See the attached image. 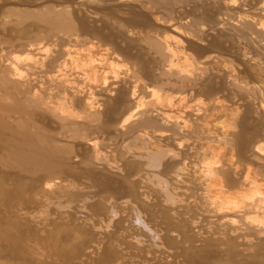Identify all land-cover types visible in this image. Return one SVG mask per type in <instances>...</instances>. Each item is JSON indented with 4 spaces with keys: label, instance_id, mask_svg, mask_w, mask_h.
<instances>
[{
    "label": "rangeland",
    "instance_id": "374dc122",
    "mask_svg": "<svg viewBox=\"0 0 264 264\" xmlns=\"http://www.w3.org/2000/svg\"><path fill=\"white\" fill-rule=\"evenodd\" d=\"M136 1L140 4V7H138L139 4H136L137 3ZM212 1L213 0H210L208 2L202 1V0H192V2L194 3L190 2V5L188 4L189 2L186 5L184 3H181L185 5V7L178 2L177 4L179 6H177V4L174 3V6H176V8L173 7V9L175 8V10H171V8L167 10L166 7H165L166 10H165V8L162 5L160 4L154 5L155 3L150 0L148 1L140 0V2L139 0H132V1L131 0H100V1L99 0H50V1L49 0H2V1L0 0V25H1L0 33L2 35L5 33L3 36L7 41L11 40V42H9L8 45L6 44L7 46L5 45L7 48L3 51H0V73L1 71L7 72L8 70V72H13V70H16L17 72H32V75H33L35 72V77L34 76L33 77L36 79L37 84L39 86L48 87L50 85L49 88L51 89L53 88V90H56L57 88V92L61 93L60 96L62 95V91L65 92L64 94L66 98H70L73 94H76L77 96H76L75 101H81V98L83 97L82 100L86 102L88 101L90 105L93 103L91 106H93L95 103L94 107H92L91 110H93L94 108L95 111L93 110L92 112L95 114L97 113L96 118H92L90 116L91 118L89 119L88 118L89 112L87 111L88 108L86 110L85 107H83L82 103L80 104L77 103L75 107L73 106L70 109L71 112L68 109L66 110L61 109L67 112V114H65V112H61V110L57 108L60 105L56 107L57 102H50L52 106L56 107L58 111L63 113V114H60V112L57 111L59 115H63V116L66 115L65 120L67 116L68 117L71 116L69 117L71 121L67 119L69 122H72V124L74 123V125L71 124L72 125L71 127L75 128L78 125L82 126L83 129H81L79 133L80 134L79 136L81 137L79 139L77 138L76 140L73 137V135H75L74 129L68 131L64 129V127H62L61 124L54 123V122H47L42 117H39L40 119L36 120V122L38 123H34L36 128L42 130L40 131V134L47 135L49 133L48 134L49 136L52 135L51 137L56 139L57 148H61L63 144H66V145L68 144L71 148L70 150L71 153L69 152L67 157H70L68 161L72 160L71 162H68L69 165L74 169L76 168V170L78 168H79L78 170L81 169L82 173L85 171L84 174H82L79 171L80 173L79 172L77 173L79 177L77 176V174L71 175L67 173H66L67 176L66 174L64 176V174H60V173H56V175H54L55 177H57L56 180L59 181V184L57 185V187L62 185V187L60 188L61 189L63 188L62 189L63 194L58 192L57 189H55L56 186H48L49 188H46L44 191L45 184L48 182L49 178L48 177L43 178L42 179L43 182L41 180V183L39 184V186L36 187L39 190L41 187L40 192L44 191L43 194L41 193V197L39 193L37 195L40 198H42V201H40L41 200L40 198L37 199L36 201H33V200L28 201V202H32L30 203L31 204L30 207L27 201L24 204V206L28 205L29 210H28V207L26 206L24 207V208H27L28 211H31L32 209V214L34 215V218H33V222H31V227L34 229V231H32L31 233V231H28L26 229L25 231L26 233L28 232V234H24L23 239L25 241H29L28 243L30 244H36L37 247L39 246L38 247V250L40 252L39 255L40 254L41 255L40 256L38 255V257L41 259V261L43 262L46 261L45 263H48L49 261H53V263L49 262L50 264H76V263L79 264V261H80V264H222V263L223 264H244V263L245 264L246 263L247 264H264V232L259 231V229L261 228L264 229V224H263L264 216L259 215V217H257L256 219V214L253 211L248 212L247 208L242 209L243 207H240V209L238 208L239 210L237 209L238 211H236L232 209L231 205H229L230 209L228 206L225 205L226 199L228 200L234 197V192L237 191L236 189L240 191L242 188L243 189L246 188L245 183H246L247 177L248 179L251 177L250 179H254L256 181L257 179H260L259 182L258 181L257 182L258 183L262 182L264 185V174H263L264 171L260 169L259 167V165L261 163L263 164L264 162V156H263V153H261L259 150L256 151L257 150L256 147L258 145L264 144V108L261 109L260 107L261 106L260 104L264 103L263 101L264 99V93H263L264 92V77H263L264 76V72H263L264 71V54L262 53V51H260V47L264 46V38H263L264 36L263 35L260 36L261 34H257V32L253 30H248V31L247 30H239V31L237 30V31H232V33L227 32L225 30V28L228 29L227 27L229 26L228 24L230 22L234 23L236 21L234 19H235L237 12H240L242 14H247V15H250V14L252 15L256 11L259 12L260 11L259 6H261L263 0H230L233 3V6L235 5L233 9H225L223 6H220L221 4H219L217 0H214L213 1L214 3ZM133 2H135V4ZM141 3H143L144 5L148 7L146 8V10L148 11L146 10L144 11L145 8L142 9ZM159 6H162L163 8L161 7L159 8ZM48 11H51L52 13L54 12L53 13L54 15L66 16L68 19H70V21L72 20L73 26L71 27V29L70 30L64 29L65 32L63 30V32L56 34V36L55 34L54 35L50 34L48 31L49 28L46 22L38 18L39 15H43L47 13ZM205 11H207L208 13ZM190 12L191 14H189ZM97 14H98V17H97ZM149 16L150 17L156 16L159 19L157 20V22L159 21V24L155 22L152 23V20L149 18ZM109 17L114 18V20ZM107 19H109L110 21H106ZM123 19L125 22L123 21ZM140 20H142L141 21L142 23L140 22ZM130 21H132L133 24ZM124 23H127V24H124ZM168 23L169 24L171 23V25L175 24L176 30H177L176 34L173 33L172 26L171 27L169 26L170 28L168 27ZM190 23H192V25L194 24L198 26L197 28L199 29L191 28L189 26ZM218 23L219 24L224 23V30L217 28ZM97 27H100V28H97ZM179 27H181V29ZM188 27L190 28V30ZM201 27L202 28L204 27V29H202ZM46 28H48V30ZM120 28L122 29L120 30ZM133 28L135 29L133 30ZM200 29H202L203 31L202 30L200 31ZM119 31L121 32L118 33ZM192 31H195V33ZM199 31L203 33H199ZM111 32L114 35L109 38L111 39L115 36V38H113L115 41L113 39L110 40L108 38V36L112 35ZM62 33H65V34H62ZM193 33L197 35L194 36ZM77 34H79V36H77ZM143 34L144 36H146V38L153 37L152 39L153 40L156 39L154 40L156 42H159V40L160 41L164 40L166 42H170V41L173 42L172 38L177 39L178 41L180 40L179 46L177 47L173 46L172 43H170V49L172 50V53L175 56L173 55L172 58L171 56L169 57L173 59L174 62L176 60L177 64L182 63V61L186 62L185 64H187V67L189 68V71L187 69L189 73L185 71L186 75L187 73L190 75L192 72L193 73L195 72L196 74L192 73L191 74L192 76L187 75V77L189 78L185 77V79H183L182 78L183 76H178L175 74L165 72L164 71V66L166 64L165 62L168 63L170 61V58L169 60H168V57L167 59H165L164 57V59L162 60L160 59V57L158 58V56L155 55L154 53V49L151 48L152 46L149 44V41L146 40L145 42V38ZM105 35L106 36L108 35L107 38L105 37ZM5 36H7V38ZM75 36L78 38L77 40ZM259 39H262V41ZM219 43H220V46H219ZM10 44H13L14 46L10 47ZM18 44H19V47H18ZM27 44L29 48L26 47ZM30 44H33L35 47H33V50L31 51H27L26 48L31 49ZM194 44H197V45H194ZM196 47L198 48V50H196L197 49ZM0 48H1V45H0ZM6 50L9 52H7ZM211 56L212 58L218 57V59L216 58L214 59L218 60L219 62L218 61L212 62ZM85 58L86 59L88 58L87 59L88 61H86ZM178 58L181 60H178ZM82 59L85 61L82 62ZM214 59L213 61H216ZM193 61H194V65L192 64ZM49 62L53 63V65L50 67H48ZM198 63H199V66H198ZM44 65H47L46 68H44L45 67ZM91 69H94V70H91ZM86 71L87 72H91V71L97 72L98 77L95 78L96 82H99L100 79L105 78L106 81H108V83L110 84L107 90H103V91L100 90L99 87H97V83L94 82V78L91 79L93 76L91 78H88L86 77V75L81 74V73L84 74V72ZM47 72H57L58 74L56 73V75L58 76H56L57 77L55 78L56 80L55 79H54L55 81L49 80L48 78L49 74ZM99 72L100 73L103 72V73L99 74ZM36 74H37V78H36ZM76 76L78 78H76ZM40 77H41V80H40ZM43 78L45 81H43ZM59 79L60 80L62 79V81H60ZM65 79L67 82L65 81ZM84 79H87V80H84ZM97 79H99V81ZM55 82H56L57 87L55 86ZM76 82H78V84ZM164 83L166 85H164ZM73 84H75L74 88L72 87ZM208 85L212 86L214 89L212 87L210 89V86ZM76 87L78 88L75 90ZM63 88H66L67 91L66 89L64 90ZM71 89L73 90L71 91ZM207 89H209L210 91L209 90L207 91ZM74 90L75 91L80 90L81 94L80 92L75 93ZM152 90L155 91L156 93L155 96L151 94ZM129 91L130 93L134 91V93L132 92L130 95ZM132 95L135 99L131 98ZM117 97L121 98L120 102L122 104H120L119 102L120 109L118 108L119 110L115 113L116 115L114 114L109 121V119H106L103 114H105L106 109L111 107V105L114 103ZM155 97H161L160 98L161 102L156 103L154 100H152ZM163 97L169 98V99L171 98L170 100H173L172 102H174V104L172 105L171 108L167 106H164V108H162L163 102L165 105V101H163L164 100ZM180 98L182 99V101L178 102V99ZM7 101H9V96H6L0 93V102H7ZM151 104L153 105V107L154 106L155 107L153 108ZM160 104L162 107H159V108L166 109L169 115L171 113L170 119L172 121H175V123L177 119L180 122L182 119L184 122L186 120L193 119L195 123L200 125L198 130H196V132L199 131L197 132V134H195L197 135V137L194 136L196 138L193 139V137H191L192 139L191 138L188 139L187 136H184V137L182 135L174 136V135H171L172 134L171 131L167 130V131H164L165 132L164 138L166 139L163 138L162 140H160L161 141L160 142L156 138L154 139L157 133V132L155 133V131H157L158 128L160 129L164 128L165 126L157 124L155 127H149V129H147L148 127L139 126L136 129V131L133 133L126 131L127 127H124L126 130L123 127H121L122 126L121 122H123V119H125V116H127V113H129L131 110L138 111L137 113L138 116L137 114L136 116L138 117L139 120L140 119L142 120V118L146 116V112L148 110H151L152 114L154 112L153 115L157 116L156 114H157V110L159 109L158 106ZM213 105L215 107H213ZM180 108L183 110H181ZM205 109L206 110L208 109L209 111L208 110L206 111ZM142 111L145 112L144 115L142 114L143 113ZM172 111H173V114H172ZM205 112L208 115H206ZM69 113H71L74 116L70 115ZM191 113H194V114H191ZM99 114L100 116L98 117ZM175 115L177 116L176 119L174 118ZM191 115H194V116H191ZM179 116L183 118L181 119V117ZM197 116H200V117H198V119L195 120L194 118L195 117L197 118ZM204 116L205 118H203ZM84 118L86 120H84ZM208 119H210V121ZM198 120L200 121L198 122ZM106 121H109V122H106ZM183 121L180 123V125H183ZM127 122L125 123L127 124ZM242 122L243 124H246L247 126L251 128L254 127L256 131L253 132L252 134L251 133L247 134L243 132L242 131L243 129L241 127L239 128V125ZM168 124L166 125V127L168 126V128H170L172 123L168 122ZM99 129L103 131L104 133L101 132ZM145 129L148 131H146ZM143 130L146 132V134ZM228 130L230 131V133ZM46 131L48 133H46ZM86 132L88 136L86 135ZM224 132H226V134L227 133L230 134V135L228 134V138L230 136H231L230 138H232V143H230L231 145L229 143H225L227 140L223 142L224 138L222 137V135ZM143 135H144V138L145 139L147 138L148 140V141L146 140L147 143L145 144L143 143L140 137V136L143 137ZM145 135L147 137H145ZM87 139L88 140L90 139V140L88 141ZM152 141L155 142L156 146L157 145L160 147L162 146L163 148L155 147ZM87 142L91 143L92 147L96 151L93 152L91 148H89L86 145ZM180 142H182V144ZM233 142H236L235 146H233L234 145ZM131 144L134 147L129 146ZM130 147H132V149ZM150 147H154L156 149L160 148L158 151L160 154H162L160 156L163 157V161H162V158L159 157V160H157L158 161V164H157L156 163L157 161L153 162L149 160L148 157H146L145 153L147 150L151 152L153 151V149H150ZM143 148L145 149V151ZM239 148L241 149L243 153L239 150ZM245 148L247 149V151H245L246 150ZM161 149L164 154L162 153ZM87 151L89 152V155ZM92 153L97 154L98 158L100 156L101 158L99 159L101 160H99L97 163H94V164L92 163L91 166L88 167L89 169L84 168L83 162L86 159H90ZM255 153L257 154V156L255 155ZM258 153L259 155H262L263 158L262 156H260L261 157L260 158ZM213 155L215 156L213 157ZM241 155H243L244 157ZM211 158L213 159L211 160ZM261 159H263L262 160L263 162L259 161ZM7 160L3 161L2 165L0 166V169H2L0 171L1 173L0 174V189L3 190L4 189L3 187L6 185L4 190L6 191L7 189L9 191H12L14 189H17V187L20 188L21 186H23L22 184L24 183L22 180H20V178L17 177V173L21 169L16 168V167L11 168L13 160L12 159L11 160L7 159ZM214 160L215 161L219 160V163H216L218 167H221L222 163H225L222 166L224 165L231 166L229 168L231 169V171L233 170V173H232L233 179L235 181L238 180L236 181V188L231 189L233 191L231 190L227 191L229 189L224 186L222 187V190H223L222 193H220L219 190H216L218 189V187L217 188L213 186L208 187L211 184H213V181H211V184L208 185L207 184L209 182L207 180L208 178L202 175L203 174L202 171H199V173L196 172V170H200V168L202 169L205 168L206 161L210 162ZM1 161L2 160H0V162ZM198 161H199L200 167H199ZM229 162L232 164H230ZM104 163H106L107 165ZM214 164L213 166L212 165L211 166L214 167L215 166ZM109 165L111 167L107 168ZM194 165H196L197 167ZM92 166L95 168H92ZM194 168H197V169L193 170ZM107 169H109L110 171ZM253 170L256 173H254ZM3 174L7 178L9 176L8 180L10 179L13 180L15 177L16 181L14 180V182H12L13 185L10 182V185L14 186V188L9 185V182H7L8 183L7 184L6 182L1 181ZM91 175L95 177L93 178ZM87 177L88 179H90V177L92 179H90L89 181L87 179H84ZM125 177L127 178L124 179ZM4 178L5 177H3V180L6 181V178L5 179ZM119 178L124 180V182L121 181V179ZM116 179H119V181H117ZM91 180L93 181L91 182ZM128 180L131 181L130 182L131 184L129 183ZM1 182L3 184H1ZM106 182L114 183L113 186L117 185V188L118 186L119 187L121 186L120 187L121 190L120 189H119L120 191L116 190L117 192L115 190L111 191V189H108V187L106 188V186L104 185V183ZM121 182H123L125 185ZM16 183L17 184L20 183L21 185L18 184L19 185L18 186ZM94 183L95 185L96 183L98 185L95 186ZM128 184L131 186V188L128 187L129 186ZM9 188H13V189H9ZM36 188H33V189H36ZM38 189H37V192H39ZM101 189H103V191ZM123 189H125V191ZM25 190L27 189H24L22 191H25ZM91 190L93 191L91 192ZM113 191H115V193H118V194H115ZM135 191L137 192L135 193ZM226 191L230 192L229 194H231L232 192L230 197L228 196L229 194L227 195L229 198L225 195L227 194ZM25 192L21 193L22 196L27 197L28 192H29L28 197L32 196L30 195V193L31 194L37 193L36 190H34L33 192L32 189H30L28 192L27 191ZM55 192L58 194L57 196L55 195ZM218 192L220 193V196ZM110 193L112 195H110ZM124 193L126 194V196L124 195ZM113 194H115L116 196ZM120 194H122V197L119 196ZM114 196L117 197V199L113 198ZM221 196L223 198L224 196H226L227 198L225 197L223 200L221 199L222 198ZM222 200L225 203H223ZM238 202L240 203V200H238ZM217 203L220 204L219 207ZM13 204H14L13 206L14 213L19 214L21 211H18L17 209L23 208L22 206L23 203L16 202V204L18 205H16L15 203ZM35 205L37 206L38 209L36 208ZM32 206L35 207L37 210H35ZM221 206H225V207H221ZM239 206H241V204H239ZM66 207L69 210H66ZM15 210H17L18 212ZM98 211L101 212V214H98L99 213ZM243 211L245 213H243ZM45 215H47L48 217ZM37 216H38V219H37ZM43 218L47 220L45 221V219ZM251 219H253V221ZM43 220L46 223L43 222ZM36 221H38L37 224H36ZM52 221L53 223L54 222L55 223L54 224L51 223ZM254 221H256L255 222L256 225L253 226V224H250V223H254ZM23 223L25 224V226L27 225V222L23 221ZM48 223H51V224H48ZM69 223H71L70 225L71 229L68 226ZM244 223L246 225H242ZM41 224L42 226H44V228H41L42 227ZM58 224H60L64 228H61V231H59V233L57 234L58 231L56 232V229L53 230V228L54 227L56 228ZM259 224L262 226H260ZM49 226H52V228ZM74 227L75 228L77 227V228L74 229ZM251 228L252 229L254 228L255 229V230L253 229L254 231H256V229L258 230L257 232L254 233ZM47 229H48V232L52 231L51 234L52 235L54 234V235L53 236L49 235L50 233L48 232L45 233V230ZM49 229L51 231H49ZM53 231H55L56 233L55 232L53 233ZM258 231L260 233H258ZM37 232L39 234H37ZM31 235H33L34 238ZM43 236L44 237L48 236V238L46 237L47 245H46V241L44 240ZM41 238H43L44 241ZM51 238L54 240L53 242L51 241L52 240ZM48 240L51 242V244H53L56 241L58 243L59 249L52 250V248H50L52 246L51 244L48 247V244H49ZM137 241L139 242L137 243ZM37 242L42 244V247L43 245H45L44 246L45 248L42 249L41 245L39 243L37 244ZM72 245L76 247L77 249H74ZM65 248H68L67 249L68 251ZM62 251L64 253L61 255ZM66 253L68 254L65 255ZM69 253L71 254V256ZM53 254L57 255L55 256L57 257V259L53 256ZM74 254L76 256H74ZM78 255H81V256H78ZM52 257L54 258L50 260V258ZM77 257H79L80 259L79 258L77 259ZM203 257L209 259L210 261L203 260L204 259ZM73 258L79 261L77 262ZM257 258L260 260H257ZM5 259L0 262L3 264H14L11 258H10L11 260L7 258ZM198 260H201V261H198ZM20 263L27 264L28 262L23 260V261H20Z\"/></svg>",
    "mask_w": 264,
    "mask_h": 264
},
{
    "label": "bare ground",
    "instance_id": "6f19581e",
    "mask_svg": "<svg viewBox=\"0 0 264 264\" xmlns=\"http://www.w3.org/2000/svg\"><path fill=\"white\" fill-rule=\"evenodd\" d=\"M2 1V0H1ZM50 1V0H49ZM100 1V0H99ZM132 1V0H131ZM146 1H148V0H146ZM150 1H152V2H154L155 4L154 5H162L164 8L166 7L167 8V10H169V8H171V10H175V8H176V6H174V3H184L185 5L188 3L189 5H190V2L191 3H194V2H192V0H150ZM202 1H210V0H202ZM214 1V0H213ZM212 1V2H213ZM137 2V1H136ZM139 2H140V0H139ZM217 2H219V4H221L220 6H223L225 9H233V7H235V5L233 6V3L230 1V0H217ZM42 3V2H41ZM104 3V2H103ZM119 3V2H118ZM134 4H135V2H133ZM148 3V2H147ZM201 3V2H200ZM205 3V2H204ZM214 3V2H213ZM216 3V2H215ZM2 4V3H1ZM136 4H139L138 2L136 3ZM142 5H141V7H142V9H144V11L146 10V8H148L146 5H144L143 3H141ZM208 4V3H207ZM217 4V3H216ZM3 5V4H2ZM119 5V4H118ZM181 5H183V4H181ZM180 5V6H181ZM185 5H183L184 7H185ZM192 5V4H191ZM194 5V4H193ZM198 5H199V3H198ZM28 6V5H27ZM108 6V5H107ZM162 6H159V8L161 7V8H163ZM177 6H179L178 4H177ZM5 7V6H4ZM11 7V6H10ZM138 7H140V4L138 5ZM151 7V6H150ZM173 7H175L174 9H173ZM191 7V6H190ZM260 7V11L258 12V11H256V12H254L252 15L250 14V15H247V14H242V13H240V12H237L236 13V16H235V19L234 20H236L234 23H229L228 25V29H226L225 28V30L227 31V32H230V33H232V31H239V30H253V31H255V32H257V34H261L260 36H264V0H263V2H262V4H261V6H259ZM12 8V7H11ZM18 8V7H17ZM29 8V7H28ZM108 8V7H107ZM166 8H165V10H166ZM2 9H3V7H2ZM32 9V8H31ZM181 9V8H180ZM222 9V8H221ZM259 9V8H258ZM257 9V10H258ZM170 10V11H171ZM248 10V9H247ZM55 11V10H54ZM65 11V10H64ZM94 11V10H93ZM135 11V10H134ZM146 11H148V10H146ZM157 11V10H156ZM170 11H169V13H170ZM204 11V10H203ZM203 11H202V13H203ZM226 11V10H225ZM237 11V10H236ZM23 12V11H22ZM26 12V11H25ZM172 12V11H171ZM205 12H207V11H205ZM54 13V12H53ZM51 11H48L47 13H45V14H43V15H39L38 16V18L40 19V20H42V21H44V22H46V24H47V26H48V28H49V30H48V28H46L48 31H49V33L50 34H55V36H56V34H58V33H61V32H63V30L64 29H71V27L73 26V24H72V20L70 21V19H68L66 16H61V15H54ZM167 13V12H166ZM165 13V14H166ZM188 13V12H187ZM208 13V12H207ZM96 14V13H95ZM105 14V13H104ZM132 14V13H131ZM143 14H145V13H143ZM150 14V13H149ZM189 14H191V12L189 13ZM16 15V14H15ZM19 15V14H18ZM21 15V14H20ZM188 15V14H187ZM205 15V14H204ZM126 16V15H125ZM141 16V15H140ZM145 16V15H144ZM159 16V15H158ZM178 16V15H177ZM202 16V15H201ZM232 16V15H231ZM35 17V16H34ZM97 17H98V14H97ZM111 17H112V15H111ZM111 17H109V18H111ZM165 17V16H164ZM37 18V19H38ZM108 18V17H107ZM149 18L152 20V23L153 22H155V23H158L159 24V21L157 22V20H159L156 16H149ZM206 18H208V17H206ZM231 18H233V17H231ZM111 19H113L114 20V18H111ZM130 19V18H129ZM196 19V18H195ZM203 19V18H202ZM82 20V19H81ZM150 20V21H151ZM171 20V19H170ZM106 21H110L109 19H107ZM115 21H116V19H115ZM119 21V20H118ZM118 21H117V23H118ZM123 21H124V19H123ZM133 21V20H132ZM132 21H130L131 23H132ZM142 20H140V22H141ZM144 21V20H143ZM163 21V20H162ZM195 21V20H194ZM232 21V20H231ZM73 22H75V21H73ZM120 22V21H119ZM125 22V21H124ZM139 22V21H138ZM106 23V22H105ZM111 23H113V22H111ZM129 23V22H128ZM130 23V24H131ZM142 23V22H141ZM23 24V23H22ZM79 24V23H78ZM124 24H127V23H124ZM133 24V23H132ZM184 24V23H183ZM185 24H186V22H185ZM184 24V25H185ZM188 24V23H187ZM195 24H196V22H195ZM215 24V23H214ZM137 25V24H136ZM1 26V25H0ZM166 26H167V24H166ZM171 27L172 26V31H173V33L174 34H176L177 33V30H176V26H175V24L174 25H171V23L169 24L168 23V27ZM181 26V25H180ZM187 26V25H186ZM191 28H197L198 26H196V25H192V23H190V25H189ZM200 26V25H199ZM218 26V27H217ZM217 26H215V27H217V28H219V29H222V30H224V23H222V24H217ZM3 27V26H2ZM76 27V26H75ZM109 27V26H108ZM112 27V26H111ZM114 27H115V25H114ZM134 27V26H133ZM154 27V26H153ZM167 27V28H168ZM169 27V28H170ZM7 28V27H6ZM5 28V29H6ZM91 28V27H90ZM97 28H100V27H97ZM96 28V29H97ZM180 29H181V27H179ZM189 28V27H188ZM202 28V27H201ZM75 29H77V28H75ZM86 29V28H85ZM116 29V28H115ZM122 28H120V30H121ZM124 29V28H123ZM135 28H133V30H134ZM178 29V28H177ZM179 29V30H180ZM197 29H199V28H197ZM202 29H204V27L202 28ZM202 29H200V31L202 30ZM7 30V29H6ZM5 30V31H6ZM73 30V29H72ZM103 30H104V28H103ZM114 30V29H113ZM118 30H119V28H118ZM171 30V29H170ZM189 30H190V28H189ZM77 31V30H76ZM97 31V30H96ZM123 31V30H122ZM131 31H132V29H131ZM199 31V33H203V32H200ZM203 31V30H202ZM246 31V32H247ZM4 32V31H3ZM64 32H65V30H64ZM73 32V31H72ZM72 32H71V34H72ZM113 32V31H112ZM112 32H111V34H112ZM121 31H119L118 33H120ZM126 32V31H125ZM136 32V31H135ZM139 32V31H138ZM179 32V31H178ZM182 32V31H181ZM180 32V33H181ZM192 32H194L195 33V31H192ZM216 32V31H215ZM219 32V31H218ZM226 32V33H227ZM101 33V32H100ZM123 33V32H122ZM193 33V34H194ZM240 33V32H239ZM244 33V32H243ZM5 34V33H4ZM3 34V35H4ZM62 34H65V33H62ZM97 34H98V32H97ZM126 34H128V33H126ZM134 34V33H133ZM185 34H186V32H185ZM1 33H0V45H1V48H0V51H3V50H5L7 47V45L9 44V42H11V40L10 41H7L5 38H4V36H3ZM75 35V34H74ZM114 34H112V35H110V36H108V38L109 37H112ZM120 35V34H119ZM131 35V34H130ZM136 35V34H135ZM142 35V34H141ZM161 35V34H160ZM183 35V34H182ZM191 35V34H190ZM195 35H197V34H194V36ZM199 35H201V34H199ZM198 35V36H199ZM210 35V34H209ZM239 35V34H238ZM47 36V35H46ZM69 36H70V34H69ZM77 36H79V34H77ZM107 36L105 35V37L107 38ZM118 36V35H117ZM124 36H126V35H124ZM134 36V35H133ZM138 36H140V35H138ZM143 36H144V34H143ZM143 36H142V38H143ZM151 36V35H150ZM233 36V35H232ZM241 36V35H240ZM255 36V35H254ZM6 38H7V36H5ZM11 37V36H10ZM10 37H8V38H10ZM48 37V36H47ZM51 37V36H50ZM49 37V38H50ZM71 37H73V36H71ZM76 37V36H75ZM84 37V36H83ZM148 37H149V35H148ZM184 37V36H183ZM191 37V36H190ZM202 37V36H201ZM243 37V36H242ZM61 38V37H60ZM68 38V37H67ZM113 38H115V36L113 37ZM113 38H111V39H113ZM144 38H145V42H146V40H148L149 41V44L152 46L151 48L152 49H154V53H155V55H157L158 56V58L160 57V59L162 60V59H164V57H165V59H167V57H168V60H169V56H171V58H172V56L174 55L173 53H172V50L170 49V43H172V45L173 46H175V47H177V46H179V41L177 40V39H174V38H172L173 40V42H166V41H160L159 40V42H156V41H154V40H156V39H152L151 37L150 38H146V36H144ZM155 38V37H154ZM192 38V37H191ZM198 38V37H197ZM258 38V37H257ZM262 38V37H261ZM264 38V37H263ZM12 39V38H11ZM70 39V38H69ZM78 38L76 37V40H77ZM81 39V38H80ZM110 39V38H109ZM110 39V40H111ZM117 39V38H116ZM140 39V38H139ZM195 39V38H194ZM251 39V38H250ZM20 40V39H19ZM32 40V39H31ZM50 40V39H49ZM62 40V39H61ZM82 40H83V38H82ZM114 40V39H113ZM142 40V39H141ZM140 40V41H141ZM213 40V39H212ZM240 40H241V38H240ZM258 40V39H257ZM259 40H261L262 41V39H259ZM21 41V40H20ZM41 41V40H40ZM59 41V40H58ZM79 41V40H78ZM89 41V40H88ZM115 41V40H114ZM119 41V40H118ZM206 41V40H205ZM216 41H217V39H216ZM42 42V41H41ZM56 42V41H55ZM85 42V41H84ZM142 42V41H141ZM184 42V41H183ZM187 42V41H186ZM190 42V41H189ZM250 42V41H249ZM20 43H22V42H20ZM19 43V44H20ZM28 43V42H27ZM43 43H45V42H43ZM225 43V42H224ZM261 43V42H260ZM7 44V45H6ZM15 44H16V42H15ZM19 44H18V47H19ZM38 44V43H37ZM116 44V43H115ZM6 45V46H5ZM147 45V44H146ZM149 45V46H150ZM191 45V44H190ZM194 45H197V44H194ZM200 45V44H199ZM222 45V44H221ZM11 46H14L13 44H10V47ZM24 46V45H23ZM38 46V45H37ZM192 46V45H191ZM216 46V45H215ZM218 46V45H217ZM219 46H220V43H219ZM261 46V45H260ZM9 47V46H8ZM17 47V46H16ZM22 47V46H21ZM26 47H28L29 48V46H28V44L26 45ZM30 47H31V49H27L26 48V50L27 51H31V50H33V47H35L33 44H30ZM42 47V46H41ZM149 48V47H148ZM181 48V47H180ZM197 48V47H196ZM195 48V49H196ZM203 48V47H202ZM20 49H22V48H20ZM36 49H37V47H36ZM85 49V48H84ZM205 49V48H204ZM125 50V49H124ZM177 50V49H176ZM196 50H198V48L196 49ZM249 50V49H248ZM7 51V50H6ZM107 51V50H106ZM121 51V50H120ZM126 51V50H125ZM260 51H262V53L264 54V46H261L260 47ZM7 52H9V51H7ZM44 52H45V50H44ZM123 52V51H122ZM196 52V51H195ZM52 53V52H51ZM84 53V52H83ZM183 53V52H182ZM192 53V52H191ZM197 53H198V51H197ZM260 53V52H259ZM28 54V53H27ZM127 54V53H126ZM216 54H218V53H216ZM69 55V54H68ZM96 55V54H95ZM194 55V54H193ZM197 55V54H196ZM57 56V55H56ZM82 56V55H81ZM156 56V57H157ZM175 56V55H174ZM262 56V55H261ZM24 57V56H23ZM26 57V56H25ZM89 57V56H88ZM142 57V56H141ZM162 57V58H161ZM194 57V56H193ZM253 57V56H252ZM83 58V57H82ZM170 58V61L167 63V62H165L166 64H165V66H164V71L165 72H167V73H171V74H175V75H178V76H183L182 78L183 79H185V77H187V75H189L188 73V71H189V68L187 67V64H185L186 62H183L182 61V63H179V64H177V62H176V60H175V62H174V60L173 59H171ZM176 58V57H175ZM211 58H212V56H211ZM214 58H216V59H218V57H214ZM214 58H212L211 60H212V62H217L218 60H216V59H214ZM71 59V58H70ZM84 59V58H83ZM82 59V62L83 61H88L86 58H85V60H83ZM95 59V58H94ZM139 59H140V57H139ZM138 59V60H139ZM143 59V58H142ZM213 59L214 60H216V61H213ZM257 59H258V57H257ZM2 60V59H1ZM46 60V59H45ZM72 60V59H71ZM78 60V59H77ZM178 60H181V59H179L178 58ZM195 60V59H194ZM198 60V59H197ZM210 60V59H209ZM208 60V61H209ZM222 60V59H221ZM51 61V60H50ZM80 61V60H79ZM186 61V60H185ZM206 61V60H205ZM44 62V61H43ZM163 62V61H162ZM211 62V61H210ZM219 62V61H218ZM89 63V62H88ZM189 63V62H188ZM202 63V62H201ZM207 63V62H206ZM64 64V63H63ZM82 64V63H81ZM86 64V63H85ZM140 64H141V62H140ZM192 64L194 65V61L192 62ZM204 64H205V62H204ZM211 64V63H210ZM216 64V63H215ZM219 64H221V63H219ZM233 64V63H232ZM263 64V63H262ZM43 65V64H42ZM53 65V63L52 62H49V64H48V67H50V66H52ZM191 65V64H190ZM217 65V64H216ZM227 65V64H226ZM45 67L44 68H46V66L47 65H44ZM61 66V65H60ZM89 66H90V64H89ZM88 66V67H89ZM188 66H189V64H188ZM196 66V65H195ZM194 66V67H195ZM198 66H199V63H198ZM207 66V65H206ZM6 67V66H5ZM47 67V68H48ZM95 67H97V66H95ZM205 67V66H204ZM216 67V66H215ZM259 67H260V65H259ZM10 68V67H9ZM84 68V67H83ZM90 68H91V66H90ZM90 68H88V69H90ZM163 68V67H162ZM161 68V69H162ZM191 68H192V66H191ZM261 68H263V67H261ZM49 69V68H48ZM80 69V68H79ZM95 69V68H94ZM94 69H91V70H94ZM187 69H188V71H187ZM217 69V68H216ZM11 70V69H10ZM9 70V71H10ZM85 70H86V68H85ZM97 70V69H96ZM196 70H198V69H196ZM218 70V69H217ZM227 70V69H226ZM12 71V70H11ZM47 71V70H46ZM50 71V70H49ZM56 71V70H55ZM89 71V70H88ZM188 72L187 73V75H186V72ZM190 71H191V69H190ZM262 71V70H261ZM258 72V71H257ZM264 72V71H263ZM38 73H40V72H38ZM49 75H48V78H49V80H54L55 78H57L56 76H58V75H56V73L57 72H47ZM59 73H61V72H59ZM81 73V72H80ZM103 72H99V74H102ZM193 73V72H192ZM191 73V74H192ZM203 73V72H202ZM202 73H200V74H202ZM205 73V72H204ZM208 73V72H207ZM58 74V73H57ZM82 75H86V77H88V78H91L92 76V78L91 79H93L94 78V82H96L95 80V78H97L98 77V75H97V72L95 71H91V72H84V74L83 73H81ZM115 74V73H114ZM145 74V73H144ZM190 74V75H191ZM193 74H196L195 72L193 73ZM263 74V73H262ZM44 75H45V73H44ZM107 75V74H106ZM146 75H148V74H146ZM186 75V76H185ZM189 75V76H190ZM206 75V74H205ZM35 77V72H34V74L32 75V72H17L16 70H13V72H8V70H7V72H2L1 71V73H0V93L1 94H3V95H6V96H9V101H7V102H0V160H2L1 162H0V166L2 165V163H3V161H6L7 159H12L13 160V162H12V165H11V168L12 167H16V168H19V169H21L18 173H17V177L18 178H20V180H22L23 181V183L24 184H22L23 186H21L20 188H18L17 187V189H14V190H12V191H9V190H7L6 189V191L4 190L5 189V186L3 187L4 189L3 190H1L0 189V261H2V260H4L5 258H7V259H9V260H13V263L15 264V262H16V264H18V263H20V261H23V260H25L26 262H28L27 264H48L49 262H52L53 263V261H49L48 263H45V262H43V261H41V259L38 257V255H39V250H38V247H37V245L36 244H30V243H28L29 241H25L24 239H23V235L24 234H28V232L26 233V229L28 230V231H31V233H32V231H34V229L31 227V222H33V218H34V215L32 214V209H31V211H28L29 210V207L31 206V204L30 203H32V202H28V201H30V200H33V201H36L37 199H39L40 197H41V193L43 194V192L45 191V189L46 188H49L48 186H56V188L55 189H57V191L58 192H60V193H62L63 194V188L61 189L60 187H62V185L61 186H58L57 187V185L59 184V181L58 180H56L57 179V177H55L54 175H56V173H60V174H64V176H65V174L67 173V174H71V175H75V174H77L79 171L81 172V169L80 170H76V168L74 169V168H72L70 165H69V163L68 162H71V161H68V159H70V157H67V155H68V153L70 152V150H71V148H70V146L67 144H63V146L61 147V148H57L56 147V139L55 138H53V137H51V136H49L48 134V130L46 131V133H48L47 135H44V134H40V131H42V130H40V129H38V128H36V126L34 125V123H38V122H36V120L37 119H40L39 117H42L43 119H45V121H47V122H54V123H59V124H61L62 125V127H64V129H66V130H68V131H70V130H72V129H74L75 130V135H73V137H74V139L76 140L77 138L79 139L81 136H79L80 134V131H81V129H83L82 128V126L80 125H78L77 127H75V128H73V127H71L72 125H74V123L72 124V122H69L67 119H69V117H71V116H67V118H66V120L68 121H66L65 120V116L66 115H59L58 114V112H60V111H58V109L57 108H59V110H61V109H68L70 112H71V108L74 106L75 107V105L78 103V104H80V103H82V105H83V107H85V109L87 110V108H88V118L90 119L91 117L92 118H96L97 117V113L95 114V113H93L92 111L94 110V108H93V110H91V108L92 107H94V105H95V103H94V105L93 106H91L89 103H88V101L86 102V101H84V100H82L83 99V97L81 98V101H75V99H76V94H73L71 97H70V95H69V97L70 98H66L65 97V92H63L62 91V95L60 96V92H57V88H56V90H53V88L51 89V88H49L50 87V85L48 86V87H41V86H39L38 84H37V81H36V79L34 78ZM42 76V75H41ZM81 76V75H80ZM150 76V75H149ZM192 76V75H191ZM200 76V75H199ZM207 76V75H206ZM216 76V75H215ZM63 77V76H62ZM66 77V76H65ZM84 77V76H83ZM100 77H101V75H100ZM104 77V76H103ZM121 77V76H120ZM162 77V76H161ZM164 77V76H163ZM169 77V76H168ZM167 77V78H168ZM176 77V76H175ZM204 77V76H203ZM248 77V76H247ZM264 77V76H263ZM36 78H37V74H36ZM39 78V77H38ZM47 78V77H46ZM61 78V77H60ZM73 78V77H72ZM76 78H78L77 76H76ZM79 78H81V77H79ZM109 78V77H108ZM116 78V77H115ZM127 78V77H126ZM157 78H158V76H157ZM171 78H173V77H171ZM170 78V79H171ZM187 78H189V77H187ZM210 78V77H209ZM208 78V79H209ZM249 78V77H248ZM67 79V78H66ZM66 79H65V81H66ZM90 79V80H91ZM100 79V78H99ZM99 79H97L98 81H99ZM117 79V78H116ZM119 79V78H118ZM124 79V78H123ZM161 79V78H160ZM214 79V78H213ZM40 80H41V77H40ZM56 80V79H55ZM54 80V81H55ZM60 80V79H59ZM59 80H58V82H59ZM69 80V79H68ZM80 80V79H79ZM84 80H87V79H84ZM120 80V79H119ZM127 80V79H126ZM129 80V79H128ZM43 81H45L44 80V78H43ZM60 81H62V79L60 80ZM70 81V80H69ZM83 81V80H82ZM89 81V80H88ZM93 81V80H92ZM142 81V80H141ZM205 81V80H204ZM38 82H40V81H38ZM57 82V81H56ZM56 82H55V86H56ZM64 82V81H63ZM67 82V81H66ZM121 82V81H120ZM126 82V81H125ZM133 82V81H132ZM137 82V81H136ZM161 82V81H160ZM182 82V81H181ZM194 82H195V80H194ZM200 82V81H199ZM201 82H202V80H201ZM213 82V81H212ZM69 83V82H68ZM77 84H78V82H76ZM92 83V82H91ZM97 83V87H99V89L100 90H107V88L109 87V83H108V81H106V79L105 78H102V79H100V81L99 82H96ZM117 83V82H116ZM206 83H207V81H206ZM41 84V83H40ZM76 84V85H77ZM94 84V83H93ZM92 84V85H93ZM125 84V83H124ZM134 84H135V82H134ZM181 84V83H180ZM184 84H185V82H184ZM196 84V83H195ZM210 84V83H209ZM213 84V83H212ZM71 85V84H70ZM119 85V84H118ZM164 85H166L165 83H164ZM169 85V84H168ZM171 85H172V83H171ZM197 85V84H196ZM234 85V84H233ZM257 85V84H256ZM45 86H46V84H45ZM54 86V87H55ZM69 86V85H68ZM91 86V85H90ZM129 86V85H128ZM178 86V85H177ZM180 86V85H179ZM187 86V85H186ZM205 86H207V85H205ZM208 86H210V85H208ZM214 86V85H213ZM258 86V85H257ZM57 87V86H56ZM62 87V86H61ZM66 87V86H65ZM73 88L75 87V84H73V86H72ZM92 87V86H91ZM95 87V86H94ZM191 87H192V85H191ZM211 87L212 86H210V89H211ZM78 87H76L75 88V90L77 89ZM82 88V87H81ZM88 88V87H87ZM90 88V87H89ZM122 88V87H121ZM156 88V87H155ZM182 88V87H181ZM187 88V87H186ZM190 88V87H189ZM208 88V87H207ZM213 88V87H212ZM238 88V87H237ZM241 88V87H240ZM45 89V90H44ZM64 90L66 89V88H63ZM91 89H93V88H91ZM197 89V88H196ZM214 89V88H213ZM73 89H71V91H72ZM74 90V91H75ZM135 90V89H134ZM151 90V89H150ZM190 90V89H189ZM205 90V89H204ZM209 89H207V91H208ZM255 90H257V89H255ZM66 91H67V89H66ZM95 91V90H94ZM93 91V92H94ZM110 91V90H109ZM128 91V90H127ZM136 91V90H135ZM175 91V90H174ZM187 91V90H186ZM210 91V90H209ZM227 91V90H226ZM240 91H241V89H240ZM263 91V90H262ZM76 92H80V90H78V91H75V93ZM133 93H134V91H132ZM131 92V93H132ZM159 92V91H158ZM206 92V91H205ZM215 92V91H214ZM260 92V91H259ZM92 93V92H91ZM95 93V92H94ZM123 93V92H122ZM129 93H130V91H129ZM131 93H130V95H131ZM163 93V92H162ZM176 93V92H175ZM239 93V92H238ZM243 93V92H242ZM264 93V92H263ZM263 93H261V94H263ZM64 94V95H63ZM68 94V93H67ZM71 94V93H70ZM80 94H81V92H80ZM97 94V93H96ZM101 94V93H100ZM100 94H98V95H100ZM109 94V93H108ZM151 94L153 95V96H155V91L154 90H152L151 91ZM159 94V93H158ZM161 94V93H160ZM256 94V93H255ZM92 95V94H91ZM134 95V94H133ZM133 95H132V99L134 98L133 97ZM192 95V94H191ZM252 95V94H251ZM254 95V94H253ZM81 96V95H80ZM80 96H78V97H80ZM93 96V95H92ZM135 96V95H134ZM183 96V95H182ZM182 96H180V97H182ZM68 97V96H67ZM107 98V97H106ZM160 98L161 97H155L154 99H152V100H154L156 103H160L161 101H160ZM80 99V98H79ZM102 99V98H101ZM110 99V98H109ZM108 99V100H109ZM135 99V98H134ZM139 99H141V98H139ZM164 99V100H163ZM163 101H165V105H164V102H163V107L161 106V104L158 106V108L159 107H162V108H164V106H167V107H172V105L174 104V102H172L173 100H170L169 98H164L163 97ZM237 99V98H236ZM263 99V98H262ZM88 100V99H87ZM104 100V99H103ZM261 100V99H260ZM259 100V101H260ZM83 101V102H82ZM93 101V100H92ZM121 101V98L119 97H117V99L114 101V103L111 105V107L110 108H108V109H106V111H105V114H103L104 115V117L106 118V119H109V121H110V119H111V117L120 109V107H119V102ZM132 101V100H131ZM134 101V100H133ZM150 101V100H149ZM175 101V100H174ZM182 101V99L180 98V99H178V102H181ZM202 101V100H201ZM263 101H264V99H263ZM262 101V102H263ZM50 102H57V105H56V107L58 106V105H60L61 106V108H60V106H58L57 108L56 107H54V106H52V104H50ZM91 102V101H90ZM138 102V101H137ZM217 102V101H216ZM59 103V104H58ZM197 103V102H196ZM107 104V103H106ZM120 104H122L121 102H120ZM155 104V103H154ZM182 104V103H181ZM152 105V104H151ZM261 106V109L262 108H264V103H262V104H260ZM108 106V105H107ZM178 106V105H177ZM137 107V106H136ZM152 107H153V105H152ZM155 107V106H154ZM153 107V108H154ZM157 107V106H156ZM182 107V106H181ZM213 107H215L214 105H213ZM119 108V109H118ZM157 108V109H158ZM162 108H159L158 110H157V116H154L153 114H154V112H153V114H152V111L151 110H148L147 112H146V116L144 117V118H142V120L140 119H138V111H133V110H131L129 113H127V116H125V119H123V122H121L122 123V126L121 127H127V130L126 131H128V132H130V133H133V132H135L136 131V129L139 127V126H141V127H148L147 129H149V127H155L157 124L158 125H162V126H165L166 127V125L168 124V122H171L172 123V125L170 126V128H168V126H169V124H168V126L165 128H155V129H157V131H155V133H156V135H155V137H154V139L156 138L158 141H160V140H162L163 138H164V134H165V132L164 131H167V130H169V131H171V135H182L183 137L184 136H187L188 137V139L189 138H191V137H193V139L194 138H196L197 137V135H195V134H197V132H199V131H197L196 132V130H198V128L200 127V125H198L197 123H195L194 122V120L193 119H189V120H186L185 122L183 121V117H181V116H179V117H181V122L183 121V125H180V121L177 119L176 120V123H175V121H172L171 119H170V115H171V113H170V115H169V113L167 112V110L166 109H162ZM208 108V107H207ZM79 109V108H78ZM178 109H179V107H178ZM177 109V110H178ZM181 109V108H180ZM209 109V108H208ZM207 109V110H208ZM260 109V110H261ZM65 110L63 111V110H61V112H65ZM85 110V111H86ZM181 110H183V109H181ZM206 110V109H205ZM204 110V111H205ZM206 110V111H207ZM214 110V109H213ZM58 111V112H57ZM73 111V110H72ZM95 111V110H94ZM129 111V110H128ZM146 111V110H145ZM197 111V110H196ZM203 111V110H202ZM209 111V110H208ZM60 112V114H63V113H61ZM120 112V111H119ZM143 112V111H142ZM156 112V111H155ZM171 112V111H170ZM184 112H186V111H184ZM224 112V111H223ZM237 112V111H236ZM260 112V111H259ZM99 113V112H98ZM144 113L145 112H143L142 114L144 115ZM65 114H67V112H65ZM70 115H72L71 113H69ZM86 114V113H85ZM124 114V113H123ZM136 114H137V116H136ZM172 114H173V111H172ZM191 114H194V113H191ZM205 114H206V112H205ZM87 115V114H86ZM116 115V114H115ZM177 115V114H176ZM174 116V118L176 119V117L177 116ZM181 115V114H180ZM206 115H208V114H206ZM234 115V114H233ZM241 115V114H240ZM72 116H74V115H72ZM84 116V115H83ZM91 116V117H90ZM100 116V114L98 115V117ZM122 116V115H121ZM137 118H136V117ZM191 116H194V115H191ZM190 116V117H191ZM123 117V116H122ZM121 117V118H122ZM134 117H135V119H134ZM198 117H200V116H197V118L195 117L194 119L196 120V119H198ZM232 117V116H231ZM185 118H186V116H185ZM203 118H205V116L203 117ZM229 118V117H228ZM234 118H235V116H234ZM240 118V117H239ZM245 118V117H244ZM248 118V117H247ZM99 119H101V118H99ZM120 119V118H119ZM201 119V118H200ZM42 120V119H41ZM70 120V119H69ZM78 120V119H77ZM84 120H86L85 118H84ZM94 120H96V119H94ZM121 120V119H120ZM185 120V119H184ZM209 121H210V119H208ZM225 120V119H224ZM233 120V119H232ZM247 120V119H246ZM71 121V120H70ZM89 121V120H88ZM105 121V120H104ZM109 121H106V122H109ZM114 121V120H113ZM128 121V122H127ZM179 121V122H178ZM200 120H198V122H199ZM236 121V120H235ZM234 121V122H235ZM44 122V121H43ZM42 122V123H43ZM87 122V121H86ZM100 122V121H99ZM125 122H127V124L125 123ZM232 122V121H231ZM243 122H245V121H243ZM243 122L239 125V128L241 127L243 130V132H245V133H247V134H252L253 132H255L256 131V129L253 127V128H251V127H249V126H247L246 124H243ZM80 123V122H79ZM90 123V122H89ZM97 123V122H96ZM204 123V122H203ZM208 123V122H207ZM226 123V122H225ZM48 124V123H47ZM72 124V125H71ZM200 124V123H199ZM214 124V123H213ZM216 124V123H215ZM249 124V123H248ZM41 125V124H40ZM39 125V126H40ZM60 125V126H61ZM82 125H83V123H82ZM86 125V124H85ZM90 125V124H89ZM202 125V124H201ZM238 125V124H237ZM43 126V125H42ZM48 127V126H47ZM103 127H104V125H103ZM161 127V126H160ZM219 127V126H218ZM41 128V127H40ZM120 128V127H119ZM202 128V127H201ZM220 128V127H219ZM49 129V128H48ZM88 129V128H87ZM226 129H227V127H226ZM100 130V129H99ZM124 130V131H125ZM146 130V129H145ZM50 131V130H49ZM52 131H54V130H52ZM101 131V130H100ZM144 131V130H143ZM146 131H148V130H146ZM224 131V130H223ZM229 131V130H228ZM227 131V132H228ZM55 132H57V131H55ZM101 132H103V131H101ZM107 132V131H106ZM123 132V131H122ZM142 132V131H141ZM140 132V133H141ZM145 132V131H144ZM257 132H258V130H257ZM82 133V132H81ZM104 133V132H103ZM149 133V132H148ZM152 133V132H151ZM168 133V132H167ZM166 133V134H167ZM203 133V132H202ZM229 133H230V131H229ZM229 133H227L226 134V132H224L223 133V135H222V137L224 138V141L223 142H225L226 140V142L225 143H232V138H228V134ZM52 134H53V132H52ZM65 134V133H64ZM84 134V133H83ZM139 134V133H138ZM143 134V133H142ZM145 134H146V132H145ZM150 134V133H149ZM148 134V135H149ZM199 134V133H198ZM256 134V133H255ZM86 135H87V132H86ZM85 135V136H86ZM123 135V134H122ZM140 135V134H139ZM168 135V134H167ZM230 135V134H229ZM88 136V135H87ZM138 136V135H137ZM137 136H136V138H137ZM194 136H196V137H194ZM199 136V135H198ZM66 137V136H65ZM139 137V136H138ZM141 137V140L143 141V143L145 144V143H147L146 142V140H147V138L145 139L144 138V135H143V137L142 136H140ZM145 137H147L146 135H145ZM172 137V136H171ZM90 138V137H89ZM148 138H149V136H148ZM168 138V137H167ZM174 138V137H173ZM179 138V137H178ZM177 138V139H178ZM181 138V137H180ZM84 139V138H83ZM94 139V138H93ZM164 139H166V138H164ZM192 139V138H191ZM219 139V138H218ZM88 140V139H87ZM90 140V139H89ZM88 140V141H89ZM92 140V139H91ZM137 140V139H136ZM168 140V139H167ZM174 140V139H173ZM184 140V139H183ZM199 140V139H198ZM201 140V139H200ZM81 141V140H80ZM93 141V140H92ZM92 141H90V142H92ZM148 141V140H147ZM156 141V140H155ZM171 141V140H170ZM94 142V141H93ZM126 142V141H125ZM153 143H154V145H155V142L154 141H152ZM161 142V141H160ZM175 142V141H174ZM134 143V142H133ZM149 143V142H148ZM178 143V142H177ZM181 144H182V142H180ZM224 143V144H225ZM234 143V145L233 146H235V143L236 142H233ZM143 144V145H144ZM150 144V143H149ZM148 144V145H149ZM212 144V143H211ZM58 145V144H57ZM89 148H91V150L94 152V151H96L93 147H92V145H91V143H88L87 142V144H86ZM151 145H153V144H151ZM208 145V144H207ZM226 145V144H225ZM231 145V144H230ZM229 145V146H230ZM129 146H132V144L131 145H129ZM72 147V146H71ZM132 147H134V146H132ZM132 147H130L131 149H132ZM137 147V146H136ZM146 147V146H145ZM149 147V146H148ZM155 147H160V146H156L155 145ZM162 147V146H161ZM160 147V148H161ZM244 147H246V146H244ZM96 148V147H95ZM129 148V147H128ZM127 148V149H128ZM159 148V149H160ZM163 148V147H162ZM198 148V147H197ZM213 148V147H212ZM241 148V147H240ZM239 148V150L241 151V149ZM257 150L256 151H260L261 153H263V156H264V144H261V145H258L257 147ZM94 149V150H93ZM125 149V148H124ZM144 149V148H143ZM147 149V148H146ZM150 149H153V151L151 152V151H149V150H147L146 151V153H145V155H146V157H148V159L149 160H151V161H157V160H159V157L160 158H162V161H163V157H161L160 155H162V154H160L159 153V149H156V148H154V147H150ZM246 149V148H245ZM139 150V149H138ZM198 150V149H197ZM244 150V149H243ZM3 151V152H2ZM86 151V150H85ZM144 151H145V149H144ZM161 151H162V149H161ZM160 151V152H161ZM239 151V152H240ZM245 151H247V149L245 150ZM254 151V150H253ZM88 152V151H87ZM198 152V151H197ZM242 152V151H241ZM71 153V152H70ZM134 153V152H133ZM137 153V152H136ZM162 153H163V151H162ZM165 153H166V151H165ZM201 153V152H200ZM243 153V152H242ZM242 153H240V154H242ZM99 154V153H98ZM138 154V153H137ZM164 154V153H163ZM219 154V153H218ZM246 154H247V152H246ZM253 154V153H252ZM74 155H75V153H74ZM82 155H83V153H82ZM87 155V154H86ZM88 155H89V152H88ZM142 155V154H141ZM166 155V154H165ZM217 155V154H216ZM255 155L257 156V154L255 153ZM258 155H259V153H258ZM144 156V155H143ZM207 156V155H206ZM215 155H213V157H214ZM241 156H243V155H241ZM246 156V155H245ZM254 156V155H253ZM252 156V157H253ZM260 156H262V155H259V157ZM263 156H262V158H263ZM82 157V156H81ZM142 157V156H141ZM145 157V158H146ZM218 157V156H217ZM244 157V156H243ZM251 157V158H252ZM99 158H101L100 156H99ZM98 158V156H97V154H95V153H92L91 154V157H90V159H86L84 162H83V164H84V168H88L89 166H91V164L93 163H97L99 160H101V159H99ZM165 158V157H164ZM178 158V157H177ZM203 158V157H202ZM246 158V157H245ZM256 158H258V157H256ZM261 158V157H260ZM166 159V158H165ZM164 159V160H165ZM171 159V158H170ZM213 158H211V160H212ZM254 159H255V157H254ZM205 160V159H204ZM244 160V159H243ZM247 160V159H246ZM257 160V159H256ZM263 159H261V160H259L260 162H263L262 161ZM8 161V160H7ZM161 161V160H160ZM245 161V160H244ZM255 161V160H254ZM107 162V161H106ZM5 163V162H4ZM9 163V162H8ZM82 163V162H81ZM103 163V162H102ZM150 163V162H149ZM157 164H158V161L156 162ZM160 163V162H159ZM215 163V164H214ZM216 163H219V160L218 161H206V164H205V168H200V170H196V172H198L199 173V171H202V175L203 176H205L206 178H208L207 180L209 181L207 184L209 185V184H211V181H213V184H211L210 186H208V187H211V186H213V187H218V189H216V190H219V192L220 193H222V187H227L229 190H227V191H230L231 189H235L236 188V181H238V180H234L233 179V176H232V173H233V170L231 171V169L229 168V167H231L230 165L228 166V165H226V166H228V167H226L225 165L224 166H222L223 164H225V163H222L221 164V167H218V165L216 164ZM230 163V162H229ZM104 164H106V163H104ZM161 164V163H160ZM159 164V165H160ZM198 164H199V161H198ZM213 164L215 165L214 167H212L213 166ZM226 164H227V162H226ZM230 164H232V163H230ZM259 164V163H258ZM262 164V163H261ZM261 164L259 165V167H260V169H262L263 171H264V166H263V164H264V162H263V164H262V166H261ZM4 165V164H3ZM76 165V164H75ZM107 165V164H106ZM154 165V164H153ZM186 165V164H185ZM212 165V166H211ZM216 165H217V167H216ZM257 165V164H256ZM9 166V165H8ZM7 166V167H8ZM114 166V165H113ZM162 166V165H161ZM194 166H196V165H194ZM202 166V165H201ZM220 166V165H219ZM6 167V166H5ZM100 167V166H99ZM111 166L109 165L107 168H110ZM115 167V166H114ZM156 167V166H155ZM166 167V166H165ZM182 167H184V166H182ZM197 167V166H196ZM199 167H200V164H199ZM198 167V168H199ZM234 167V166H233ZM258 167V168H259ZM3 168H4V166H3ZM81 168V167H80ZM82 168H83V166H82ZM92 168H95V167H93L92 166ZM89 169V168H88ZM114 169V168H113ZM159 169V168H158ZM195 169H197V168H194L193 170H195ZM202 169V170H201ZM257 169V168H256ZM2 169H0V171H1ZM84 170V169H83ZM82 170V171H83ZM107 170H109V169H107ZM180 170H182V169H180ZM246 170V169H245ZM261 170V171H262ZM110 171V170H109ZM114 171V170H113ZM116 171V170H115ZM128 171V170H127ZM254 171V170H253ZM79 172V173H80ZM85 172V171H84ZM84 172L82 173V174H84ZM104 172V171H103ZM124 172H125V170H124ZM236 172V171H235ZM7 173V172H6ZM6 173H5V175H6ZM89 173V172H88ZM102 173V172H101ZM113 173V172H112ZM132 173V172H131ZM130 173V174H131ZM183 173V172H182ZM254 173H256L255 171H254ZM260 173V172H259ZM258 173V174H259ZM1 174V173H0ZM11 174V173H10ZM67 174H66V176H67ZM236 174V173H235ZM257 174V175H258ZM262 174V173H261ZM264 174V173H263ZM13 175V174H12ZM71 175H70V177H71ZM97 175V174H96ZM154 175V174H153ZM159 175V174H158ZM239 175V174H238ZM242 175V174H241ZM77 176L79 177V175L77 174ZM90 176V175H89ZM92 177H93V175H91ZM100 176V175H99ZM106 176V175H105ZM127 176V175H126ZM195 176H197V175H195ZM246 176V175H245ZM251 176V175H250ZM259 176V175H258ZM261 176V175H260ZM3 177H5L6 178V181L5 180H3ZM3 177H2V179H1V181H3V182H9V185H10V182H11V184L13 185V183L12 182H14V180L16 181V179H15V177H14V179L13 180H8L9 179V176H8V178L6 177V176H4V174H3ZM45 177H48L49 178V180H48V182L45 184V188H44V191H42V192H40V190H41V187H40V190L38 189V188H36V187H38L39 186V184L41 183V180L43 179V178H45ZM81 177V176H80ZM95 177V176H94ZM93 177V178H94ZM132 177V176H131ZM235 177V176H234ZM4 178V179H5ZM12 178V177H11ZM47 178V179H48ZM61 178V177H60ZM64 178V177H63ZM68 178V177H67ZM98 178V177H97ZM109 178V177H108ZM127 177H125L124 179H126ZM181 178V177H180ZM198 178H199V176H198ZM251 178V177H250ZM249 178V179H250ZM253 178V177H252ZM72 179V178H71ZM81 179V178H80ZM83 179V178H82ZM84 179H87L88 181L90 180V179H92L91 177H90V179H88V177L87 178H84ZM115 179V178H114ZM119 179H121V178H119ZM119 179H116L117 181H119ZM248 179V177L246 178V183H245V186H246V188L245 189H241L240 191H238V189H236L237 191H235L234 192V197L232 198V199H226L225 200V202L227 203H225L223 200H224V198L230 193V192H227L226 191V193L227 194H225L226 196H224V198L222 197L221 199H223L222 200V202L223 203H225V205L226 206H228L229 207V205H231V207H232V209H234V210H236V211H238L239 209H240V207H243L242 209H244V208H247L248 209V212H250V211H253L255 214H256V219H257V217H259V215H262V216H264V185H263V183L261 182V183H258L259 182V180L260 179H257V181L256 180H254V179H250L249 180ZM64 180V179H63ZM95 180V179H94ZM107 180H109V179H107ZM107 180H105V181H107ZM111 180H112V178H111ZM85 181V180H84ZM93 180H91V182H92ZM97 181V180H96ZM121 181H123L124 182V180H122L121 179ZM129 181V183L131 182L130 180H128ZM18 182V181H17ZM42 182H43V180H42ZM70 182V181H69ZM82 182V181H81ZM95 182V181H94ZM102 182H104V181H102ZM123 182H121V183H123ZM164 182V181H163ZM5 183V184H6ZM88 183V182H87ZM90 183V182H89ZM101 183V182H100ZM203 183V182H202ZM243 183V182H242ZM1 184H3L2 182H1ZM8 184V183H7ZM17 184V183H16ZM18 184H20V183H18ZM17 184V185H18ZM77 184V183H76ZM91 184V183H90ZM124 184V183H123ZM131 184V183H130ZM168 184V183H167ZM217 184V185H216ZM15 185V184H14ZM21 185V184H20ZM94 185H95V183H94ZM98 184L96 183V185L95 186H97ZM104 185L106 186V188L108 187V189H111V191L112 190H118V191H120L121 189H120V187L118 186V188H117V185H115V186H113L114 185V183H111V182H106V183H104ZM125 185V184H124ZM129 185V184H128ZM11 186V185H10ZM19 186V185H18ZM41 186V185H40ZM105 186H103V187H105ZM204 186H205V184H204ZM1 187H2V185H1ZM11 187H13L14 188V186H11ZM86 187V186H85ZM123 187V186H122ZM129 188H131V186L129 185L128 186ZM133 187V186H132ZM157 187V186H156ZM167 187V186H166ZM13 188H9V189H13ZM33 188H36V189H33ZM66 188V187H65ZM89 188V187H88ZM94 188V187H93ZM101 188H102V186H101ZM124 188V187H123ZM134 188V187H133ZM206 188V187H205ZM24 189H27V190H25V191H29L30 189H32V191L34 192V190H36V192H37V189H38V191L39 192H37L36 194L34 193V194H31L30 193V195H32V196H29L28 197V193H27V197L26 196H22V192H25V191H22V190H24ZM29 189V190H28ZM67 189V188H66ZM84 189V188H83ZM91 189V188H90ZM95 189V188H94ZM120 189V190H119ZM52 190H53V188H52ZM69 190V189H68ZM102 191H103V189H101ZM107 190V189H106ZM124 191H125V189H123ZM211 190V189H210ZM2 191V192H1ZM50 191H51V189H50ZM65 191V190H64ZM70 191V190H69ZM93 190H91V192H92ZM95 191V190H94ZM115 191H113L114 193H115ZM214 191V190H213ZM231 191H233V190H231ZM49 192V191H48ZM66 192V191H65ZM117 192V191H116ZM137 191H135V193H136ZM218 192V194H219V196H220V193ZM38 193L40 194V197L39 196H37L38 195ZM68 193V192H67ZM71 193V192H70ZM75 193V192H74ZM77 193V192H76ZM102 193V192H101ZM25 194H26V192H25ZM25 194H23V195H25ZM69 194V193H68ZM109 194V193H108ZM115 194H118V193H115ZM115 194H113V195H115ZM166 194V193H165ZM231 194H232V192H231ZM231 194H229L228 196L230 197V195ZM55 195L57 196L58 194L55 192ZM54 195V196H55ZM72 195H74V194H72ZM110 195H112L111 193H110ZM124 195L126 196V194L124 193ZM128 195V194H127ZM53 196V197H54ZM116 196V195H115ZM113 197V198H115V199H117V197ZM119 196H121L122 197V194H120ZM129 196H131V195H129ZM227 196V197H228ZM45 197V196H44ZM51 197V196H50ZM226 197V198H227ZM228 197V198H229ZM52 198V197H51ZM58 198V197H57ZM41 200L40 201H42V198H40ZM68 199V198H67ZM169 199V198H168ZM207 199V198H206ZM69 200V199H68ZM67 200V201H68ZM238 200H240V203L238 202ZM25 201V202H24ZM26 201L29 203V207H28V205L26 206V207H28V210H27V208H24L25 206H24V204L26 203ZM39 201V202H40ZM45 201V200H44ZM48 201V200H47ZM52 201V200H51ZM50 201V202H51ZM57 201V200H56ZM215 201V200H214ZM16 202H22L23 203V208H18L17 210L18 211H21L19 214L18 213H14V211H13V209H14V204L13 203H15L16 204ZM38 202V203H39ZM216 202V201H215ZM12 203V204H11ZM42 203H44V202H42ZM41 203V204H42ZM90 203V202H89ZM182 203V202H181ZM205 203V202H204ZM207 203V202H206ZM220 203H221V201H220ZM35 204V203H34ZM40 204V205H41ZM70 204V203H69ZM165 204V203H164ZM208 204V203H207ZM209 204H210V202H209ZM218 204V207H219V203H217ZM233 204V205H232ZM239 204H241V206H239ZM16 205H18V204H16ZM37 205V204H36ZM35 205V206H36ZM45 205H46V203H45ZM63 205V204H62ZM92 205V204H91ZM39 206V205H38ZM42 206V205H41ZM44 206V205H43ZM57 206H59V205H57ZM133 206V205H132ZM161 206V205H160ZM217 206V205H216ZM33 207V206H32ZM48 207V206H47ZM136 207V206H135ZM221 207H225V206H221ZM220 207V208H221ZM227 207V208H228ZM12 208V209H11ZM16 208V207H15ZM35 210H37L38 208H37V206H36V208L35 207H33ZM70 208H72V207H70ZM83 208V207H82ZM95 208V207H94ZM211 208V207H210ZM214 208V207H213ZM239 208V209H238ZM11 209V210H10ZM45 209V208H44ZM133 209V208H132ZM212 209V208H211ZM219 209V208H218ZM229 209H230V207H229ZM238 209V210H237ZM17 210H15V211H17ZM55 210V209H54ZM66 210H69V209H67V207H66ZM227 210V209H226ZM17 211V212H18ZM74 211V210H73ZM216 211V210H215ZM230 211V210H229ZM228 211V212H229ZM231 211H233V210H231ZM68 212V211H67ZM78 212V211H77ZM99 212V211H98ZM97 212V213H98ZM227 212V211H226ZM247 212V211H246ZM39 213V212H38ZM71 213V212H70ZM236 213V212H235ZM243 213H245L244 211H243ZM36 214V213H35ZM41 214V213H40ZM75 214V213H74ZM98 214H101V212H99ZM164 214V213H163ZM214 214V213H213ZM224 214V213H223ZM240 214H242V213H240ZM49 215V214H48ZM71 215V214H70ZM107 215V214H106ZM44 216V215H43ZM45 216H47V215H45ZM57 216V215H56ZM73 216V215H72ZM82 216V215H81ZM85 216V215H84ZM96 216H97V214H96ZM95 216V217H96ZM142 216V215H141ZM214 216V215H213ZM48 217V216H47ZM60 217H62V216H60ZM108 217V216H107ZM106 217V218H107ZM220 217V216H219ZM244 217V216H243ZM249 217V216H248ZM56 218H58V217H56ZM104 218V217H103ZM233 218V217H232ZM263 218V217H262ZM37 219H38V216H37ZM40 219V218H39ZM43 219H45V218H43ZM49 219V218H48ZM62 219V218H61ZM92 219V218H91ZM94 219V218H93ZM99 219V218H98ZM109 219V218H108ZM136 219H137V217H136ZM223 219V218H222ZM226 219V218H225ZM247 219H249V218H247ZM47 219H45V221H46ZM58 220V219H57ZM60 220V219H59ZM64 220V219H63ZM120 220V219H119ZM141 220H142V218H141ZM160 220V219H159ZM228 220V219H227ZM230 220H232V219H230ZM252 221H253V219H251ZM250 220V221H251ZM23 221L24 222H27V225L25 226V224L23 223ZM44 220H43V222H45ZM54 221V220H53ZM53 221L51 222V223H53ZM90 221V220H89ZM111 221V220H110ZM162 221V220H161ZM166 221V220H165ZM224 221V220H223ZM222 221V222H223ZM251 221V222H252ZM261 221H263V220H261ZM37 222L38 221H36V224H37ZM49 222V221H48ZM64 222V221H63ZM62 222V223H63ZM66 222V221H65ZM67 222H69V221H67ZM71 222V221H70ZM198 222V221H197ZM217 222V221H216ZM225 222V221H224ZM233 222V221H232ZM235 222V221H234ZM241 222V221H240ZM247 222V221H246ZM245 222V223H246ZM256 221H254V223H255ZM257 222H259V221H257ZM264 222V221H263ZM46 223V222H45ZM51 223H48V224H51ZM55 223V222H54ZM53 223V224H54ZM60 223V222H59ZM76 223V222H75ZM228 223V222H227ZM230 223V222H229ZM242 224V225H246V224ZM248 223V222H247ZM254 223H250V224H253V226L254 225H256V223L254 224ZM261 223V222H260ZM61 224V223H60ZM60 224H58L57 226L56 225H54V226H56V228L54 227L53 228V230L54 229H56V232H57V234L59 233V231H61V228H64V227H62ZM64 224H66V223H64ZM74 224V223H73ZM116 224V223H115ZM226 224V223H225ZM264 224V223H263ZM70 225H71V223H69V228H70ZM110 225V224H109ZM169 225V224H168ZM231 225V224H230ZM233 225V224H232ZM260 225V224H259ZM259 225H257V226H259ZM34 226H35V224H34ZM38 226H39V224H38ZM41 226H42V224H41ZM78 226V225H77ZM81 226V225H80ZM114 226V225H113ZM248 226V225H247ZM260 226H262V225H260ZM49 227H51L52 228V226H49ZM57 227H59V228H57ZM79 227V226H78ZM146 227V226H145ZM166 227V226H165ZM251 227V226H250ZM256 227V226H255ZM41 228H44V226H42ZM40 228V229H41ZM47 228V227H46ZM50 228V229H51ZM77 228V227H76ZM75 227H74V229H76ZM88 228V227H87ZM240 228V227H239ZM242 228H243V226H242ZM258 228V227H257ZM49 229V231H51ZM71 229V228H70ZM73 229V228H72ZM111 229V228H110ZM170 229V228H169ZM252 229V228H251ZM254 229V228H253ZM252 229V230H253ZM68 230V229H67ZM80 230V229H79ZM255 230V229H254ZM253 230V232L255 233V232H257V230L258 229H256V231H254ZM42 231V230H41ZM64 231V230H63ZM114 231V230H113ZM150 231V230H149ZM249 231V230H248ZM259 231L260 232H264V229H259ZM258 231V233H260ZM46 232H48V229L47 230H45V233ZM52 232V231H51ZM51 232H48V233H50L49 235H52L51 234ZM55 231H53V233H54ZM55 232V233H56ZM82 232V231H81ZM115 232H117V231H115ZM252 232V231H251ZM34 233V232H33ZM48 233H47V235H48ZM171 233V232H170ZM37 234H39L38 232H37ZM36 234V235H37ZM155 234V233H154ZM157 234V233H156ZM165 234V233H164ZM34 235V234H33ZM33 235H31V236H33ZM54 235V234H53ZM52 235V236H53ZM261 235V234H260ZM259 235V236H260ZM38 236H40V235H38ZM45 236V235H44ZM43 236V237H44ZM42 237V236H41ZM47 238H48V236H46ZM46 237H44V240L46 241ZM55 237V236H54ZM62 237V236H61ZM115 237V236H114ZM220 237V236H219ZM33 238H34V236H33ZM36 238V237H35ZM38 238H40V237H38ZM53 238V237H52ZM51 238V239H52ZM140 238V237H139ZM42 240H43V238H41ZM41 239H40V241H41ZM54 239V238H53ZM51 240L52 242L54 241V240ZM58 239V238H57ZM43 240V241H44ZM142 240V239H141ZM214 240V239H213ZM42 241V242H43ZM60 241V240H59ZM78 241V240H77ZM86 241V240H85ZM176 241V240H175ZM48 242H49V244H48V247L50 246V244H51V242L48 240ZM56 242V241H55ZM53 243V244H51L52 246L50 247V248H52V250H58L59 248H58V243L56 242V243ZM71 242V241H70ZM74 242V241H73ZM94 242H96V241H94ZM139 241H137V243H138ZM171 242V241H170ZM182 242V241H181ZM39 242H37V244H38ZM82 243H84V242H82ZM91 243V242H90ZM40 244V243H39ZM77 244H79V243H77ZM154 244V243H153ZM41 245V248L43 249V248H45L44 246L45 245H43V247H42V244H40ZM46 245H47V241H46ZM63 245V244H62ZM81 245V244H80ZM96 245V244H95ZM60 246V245H59ZM64 246V245H63ZM73 246V245H72ZM77 246V245H76ZM192 246V245H191ZM74 247V246H73ZM97 247V246H96ZM151 247V246H150ZM50 248H49V250H50ZM69 248V247H68ZM68 248H65L66 250L68 249ZM70 249V248H69ZM74 249H77L76 247H74ZM73 249V250H74ZM47 250V249H46ZM64 250V249H63ZM72 250V249H71ZM91 250V249H90ZM93 250V249H92ZM65 251V250H64ZM68 251V250H67ZM76 251V250H75ZM79 251V250H78ZM80 251H81V249H80ZM229 251V250H228ZM59 252V251H58ZM57 252V253H58ZM74 252V251H73ZM53 253V252H52ZM64 252L62 251L61 252V255L63 254ZM71 253V252H70ZM69 253V254H70ZM80 253V252H79ZM227 253V252H226ZM238 253V252H237ZM251 253V252H250ZM49 254V253H48ZM68 253H66L65 255H67ZM75 254H77V253H75ZM74 254V256H76ZM108 254V253H107ZM106 254V255H107ZM239 254V253H238ZM260 254V253H259ZM41 255V254H40ZM39 255V256H40ZM46 255V254H45ZM50 255V254H49ZM59 255H60V253H59ZM73 255V254H72ZM82 255V254H81ZM81 255H78V256H81ZM89 255V254H88ZM234 255V254H233ZM53 256L55 257V256H57V255H54L53 254ZM70 256H71V254H70ZM217 256V255H216ZM232 256V255H231ZM49 257V256H48ZM54 257H52V258H50V260L51 259H53ZM73 257V256H72ZM205 257V256H204ZM203 257V258H204ZM207 257V256H206ZM209 257V256H208ZM212 257V256H211ZM215 257V256H214ZM213 257V258H214ZM253 257H255V256H253ZM11 258V259H10ZM56 259H57V257H55ZM66 258V257H65ZM65 258H64V260H65ZM69 258V257H68ZM79 257H77V259H78ZM83 258V257H82ZM260 258V257H259ZM62 259V258H61ZM67 259V258H66ZM71 259V258H70ZM74 260H76L75 258H73ZM80 259V258H79ZM108 259V258H107ZM212 259V258H211ZM233 259V258H232ZM236 259V258H235ZM6 260V259H5ZM140 260V259H139ZM180 260V259H179ZM203 260H209V259H207V258H204ZM257 260H260V259H258L257 258ZM57 261V260H56ZM59 261V260H58ZM68 261H70V260H68ZM77 261V260H76ZM75 261V262H76ZM79 261V260H78ZM77 261V262H78ZM82 261V260H81ZM107 261V260H106ZM198 261H201V260H198ZM197 261V262H198ZM210 261V260H209ZM262 261V260H261ZM3 262H5V261H3ZM11 262V261H10ZM256 262V261H255ZM56 263V262H55ZM238 263V262H237ZM0 264H3V263H1L0 262ZM20 264H22V263H20ZM25 264V263H24ZM50 264V263H49ZM76 264H78V263H76ZM79 264H80V261H79ZM223 264V263H222ZM245 264V263H244ZM247 264V263H246Z\"/></svg>",
    "mask_w": 264,
    "mask_h": 264
}]
</instances>
